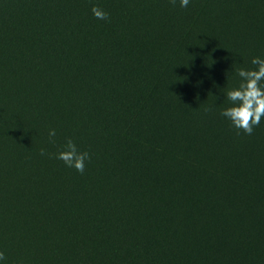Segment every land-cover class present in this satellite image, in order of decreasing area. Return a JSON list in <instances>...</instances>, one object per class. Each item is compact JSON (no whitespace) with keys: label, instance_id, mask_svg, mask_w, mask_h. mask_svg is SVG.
<instances>
[{"label":"trees","instance_id":"trees-1","mask_svg":"<svg viewBox=\"0 0 264 264\" xmlns=\"http://www.w3.org/2000/svg\"><path fill=\"white\" fill-rule=\"evenodd\" d=\"M253 58L264 0H0V264H264Z\"/></svg>","mask_w":264,"mask_h":264},{"label":"clouds","instance_id":"clouds-1","mask_svg":"<svg viewBox=\"0 0 264 264\" xmlns=\"http://www.w3.org/2000/svg\"><path fill=\"white\" fill-rule=\"evenodd\" d=\"M172 6H175L176 0H169ZM189 0H180V7H187ZM95 18L108 20V13L98 6L91 9ZM254 69L241 68L238 75L241 83L238 88L227 92V99L232 106L220 112L222 117L227 118L232 126L242 130L245 134L251 135L254 127H258L262 118H264V59L253 58L251 61ZM49 141L54 143L56 131L49 130ZM42 156L48 155L45 149L40 150ZM55 158L63 161L69 167L83 174L86 161L90 160V154L86 151H79L75 142L68 138L62 148L55 154ZM5 255L0 252V260H4Z\"/></svg>","mask_w":264,"mask_h":264}]
</instances>
